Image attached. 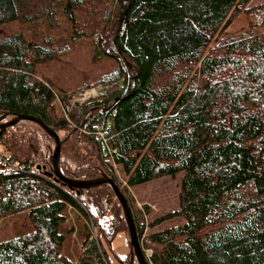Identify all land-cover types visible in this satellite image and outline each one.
<instances>
[{
  "label": "trees",
  "instance_id": "obj_1",
  "mask_svg": "<svg viewBox=\"0 0 264 264\" xmlns=\"http://www.w3.org/2000/svg\"><path fill=\"white\" fill-rule=\"evenodd\" d=\"M20 114L59 134L64 176L116 182L149 264H264V2L0 0V117ZM22 120L0 129V220L29 210L32 228L0 241V264H111L130 238L113 187L64 184L53 136ZM180 171L177 207L147 217L131 188ZM68 207L85 219L76 262Z\"/></svg>",
  "mask_w": 264,
  "mask_h": 264
},
{
  "label": "rangeland",
  "instance_id": "obj_2",
  "mask_svg": "<svg viewBox=\"0 0 264 264\" xmlns=\"http://www.w3.org/2000/svg\"><path fill=\"white\" fill-rule=\"evenodd\" d=\"M261 2H264V0H251L252 5ZM247 28L248 20L246 14L242 13L231 22L227 28V32L242 31ZM100 91L101 87L96 86L78 94L76 99L84 100L88 97L98 95ZM19 122H23V120H20ZM25 129L30 133L37 134L44 143V135L37 124L28 122ZM117 174L121 179L122 172L119 168H117ZM182 175L183 171H180L173 175L135 185L131 188L133 201L143 212L146 204L150 205L151 214L147 216L149 218L150 215H158L174 209L178 205L177 195ZM65 213L67 217L61 225V230L65 234L64 252L76 262L82 249V241L84 238L82 229L84 227L83 222L85 219L78 210L72 207H68ZM184 221L185 219L183 217H176L164 222L160 227L165 228L174 226L183 223ZM31 228L32 225L29 218V210H24L17 214L4 217L0 220V241L12 238L19 233L28 232ZM147 250L151 251V249ZM107 251L111 264H132L134 253L132 252L131 240L126 232H120L114 239L113 243L107 246Z\"/></svg>",
  "mask_w": 264,
  "mask_h": 264
},
{
  "label": "water",
  "instance_id": "obj_3",
  "mask_svg": "<svg viewBox=\"0 0 264 264\" xmlns=\"http://www.w3.org/2000/svg\"><path fill=\"white\" fill-rule=\"evenodd\" d=\"M4 117L5 116L0 117V129H1V131H3L4 129H6L7 127H9L11 125L18 123L22 119H27V120H31V121H34V122L40 124L49 134H51L53 136V138L55 140V149L53 152V168H54L53 172L56 174V176L59 179L62 180V182L64 184H68V185L78 187V188H90V187H94V186H97V185H100L103 183H108L113 187V189L116 193V196L118 197V199L122 205L124 215H125V218L127 220V224H128L129 231H130V240H131V244H132V252L137 257L140 264H149L147 259H146L145 254L143 252L142 245L139 241L136 225L134 223V219H133V216L131 213L130 206H129L128 201L126 199V196L122 192L121 188L116 184V182L114 180L106 177V176H102L100 178L92 179V180H76V179H72V178H68V177L64 176L60 170V165H59L62 140H61L59 134L55 130L50 128L42 119H40L36 116H33V115L20 114V115H16L10 121L3 122L2 119ZM53 172H51L50 174L52 175Z\"/></svg>",
  "mask_w": 264,
  "mask_h": 264
},
{
  "label": "built area",
  "instance_id": "obj_4",
  "mask_svg": "<svg viewBox=\"0 0 264 264\" xmlns=\"http://www.w3.org/2000/svg\"><path fill=\"white\" fill-rule=\"evenodd\" d=\"M17 167V166H16ZM36 170V168L35 167H33V171H35ZM151 251H149V250H147V256L149 257L150 255H151Z\"/></svg>",
  "mask_w": 264,
  "mask_h": 264
},
{
  "label": "bare ground",
  "instance_id": "obj_5",
  "mask_svg": "<svg viewBox=\"0 0 264 264\" xmlns=\"http://www.w3.org/2000/svg\"><path fill=\"white\" fill-rule=\"evenodd\" d=\"M1 154V153H0ZM3 156V155H2Z\"/></svg>",
  "mask_w": 264,
  "mask_h": 264
}]
</instances>
